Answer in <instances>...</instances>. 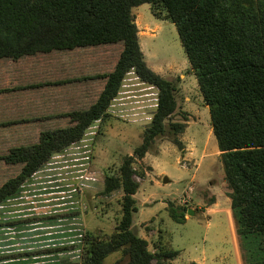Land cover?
Wrapping results in <instances>:
<instances>
[{"label": "trees", "instance_id": "obj_1", "mask_svg": "<svg viewBox=\"0 0 264 264\" xmlns=\"http://www.w3.org/2000/svg\"><path fill=\"white\" fill-rule=\"evenodd\" d=\"M142 4H149L152 11L163 9L175 25L208 108L239 235L243 239L255 235L247 244L245 264H264V0H0V62H16L52 49L123 44L96 101L87 110L66 115L73 126H56L42 133L37 144L11 149L2 159L13 171L0 185V203L15 194L52 154L81 140L90 124L103 116L129 68L159 90L151 126L134 155L142 157L153 139L163 134L164 120L176 108V88L142 59L131 14V8ZM11 125L3 123L0 128ZM183 127L172 124L175 133ZM132 160L126 158L120 179L105 178V194L122 189L121 220L108 237L84 235L83 264H103L115 252H123L128 261L114 264H151L155 259L148 242L132 229L138 210ZM174 256L163 253L160 258Z\"/></svg>", "mask_w": 264, "mask_h": 264}, {"label": "rangeland", "instance_id": "obj_2", "mask_svg": "<svg viewBox=\"0 0 264 264\" xmlns=\"http://www.w3.org/2000/svg\"><path fill=\"white\" fill-rule=\"evenodd\" d=\"M151 8L142 4L131 8V14L146 66L176 88V108L164 120L163 134L153 139L142 157L134 155L151 126L159 90L142 82L134 68H129L103 116L67 148V152L79 155L75 159L63 156L69 159L64 165L68 164L69 172L81 169L85 183H97L92 192L83 190L84 200L89 202L84 203L83 216L95 235L108 237L121 220L122 189L107 195L104 181L106 177L120 179L122 165L130 156L139 210L133 214L132 229L156 254L151 264H245L247 244L255 235L245 239L239 235L208 108L190 72L175 25L163 9ZM122 50V43L52 49L24 56L12 72L29 74V85L51 101L52 115L62 111L66 117L87 110L96 101L105 75L114 70ZM65 122L66 127L74 125L71 118ZM173 123H182V132H173ZM165 177L169 182L163 184ZM163 253L175 256L161 259ZM120 261L125 263L128 258L115 252L103 264Z\"/></svg>", "mask_w": 264, "mask_h": 264}, {"label": "crops", "instance_id": "obj_3", "mask_svg": "<svg viewBox=\"0 0 264 264\" xmlns=\"http://www.w3.org/2000/svg\"><path fill=\"white\" fill-rule=\"evenodd\" d=\"M16 62H0V125L12 124L0 128V185L13 171L2 160L11 149L37 144L42 133L52 130L51 124L66 126L62 111L52 118L51 101L29 85V74L12 72ZM67 148L52 154L0 203V264H83V237L94 231L83 216V190L92 192L97 183H85L81 169L69 172L64 165L69 159L63 156L75 159L79 153Z\"/></svg>", "mask_w": 264, "mask_h": 264}, {"label": "water", "instance_id": "obj_4", "mask_svg": "<svg viewBox=\"0 0 264 264\" xmlns=\"http://www.w3.org/2000/svg\"><path fill=\"white\" fill-rule=\"evenodd\" d=\"M169 182V180L165 177V178H163V183H168ZM189 214H190V212H188Z\"/></svg>", "mask_w": 264, "mask_h": 264}]
</instances>
